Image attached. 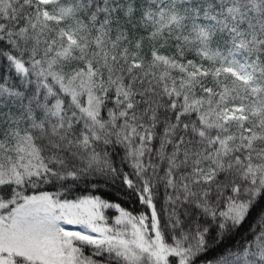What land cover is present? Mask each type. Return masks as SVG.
<instances>
[{
	"label": "snow or ice",
	"instance_id": "1",
	"mask_svg": "<svg viewBox=\"0 0 264 264\" xmlns=\"http://www.w3.org/2000/svg\"><path fill=\"white\" fill-rule=\"evenodd\" d=\"M0 264H264V0H0Z\"/></svg>",
	"mask_w": 264,
	"mask_h": 264
}]
</instances>
